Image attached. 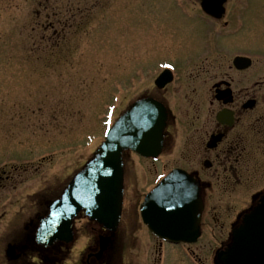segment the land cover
I'll list each match as a JSON object with an SVG mask.
<instances>
[{
	"label": "rangeland",
	"instance_id": "obj_1",
	"mask_svg": "<svg viewBox=\"0 0 264 264\" xmlns=\"http://www.w3.org/2000/svg\"><path fill=\"white\" fill-rule=\"evenodd\" d=\"M177 4L195 11L193 0ZM174 5V0H0V175L6 178L0 184V240L9 221L33 214L44 193L57 198L73 172L92 157L104 140L109 108L119 117L144 96L146 76L160 62L186 55L178 37L194 21L174 19L181 17ZM236 5L235 35L213 41L264 52V0H232L230 6ZM54 6L61 14L52 12ZM157 13L166 20H155ZM175 35V41H167ZM167 47L175 49L173 56ZM263 75L264 62H257L247 73L250 85ZM166 159L177 165L176 154ZM134 161L137 178L133 188L127 187V207L139 208L152 176L146 172L149 165ZM45 187L52 191L42 192ZM227 201L207 206L203 236L194 246L203 260L224 239L229 216L246 207L241 193ZM134 224L127 234L124 222L120 228L126 263L156 264L162 252L158 241L141 220ZM163 252L167 264L189 263L178 247L166 246Z\"/></svg>",
	"mask_w": 264,
	"mask_h": 264
},
{
	"label": "flooded vegetation",
	"instance_id": "obj_2",
	"mask_svg": "<svg viewBox=\"0 0 264 264\" xmlns=\"http://www.w3.org/2000/svg\"><path fill=\"white\" fill-rule=\"evenodd\" d=\"M193 1L196 6L195 11L191 12L193 27L182 29L178 37L183 41L186 55L181 61L168 58L160 62L171 64L175 70L166 77L163 75L165 70L151 74L146 81L148 86L144 90V97L164 105L169 111L158 164L163 157L176 154L177 165L172 168L186 170L202 182L206 209L211 202L218 204L228 200L232 203L240 193L245 198L246 207L227 217L230 222L224 239L211 249L205 260L192 247L186 248L187 254L197 259L188 264H219L214 260L217 250L221 248L224 251L229 247L232 228L238 224L244 225L245 214L264 196V75L250 85L247 73L256 62L250 69L239 70L234 67L233 60L237 56H247L241 53L244 50L239 49L233 55V47L222 43L218 46L213 41L216 36L220 40L230 39L234 35L233 28L237 25L239 12H236L237 6H230L232 0L226 1L225 11L220 17L207 14L200 0ZM175 7L181 17L173 16L174 19L191 22L189 16L179 11L180 7ZM155 20L166 18L157 13ZM186 30L188 32L182 35ZM177 36L167 37V41H175ZM168 49L173 56L175 49ZM258 53L264 55V52ZM224 61H228V65ZM172 94L174 109L170 101ZM148 161H151V166L158 165L153 159ZM135 170L133 163L128 165V169L126 166L128 185L136 180ZM3 179L6 178L0 175V184ZM45 191L52 189L45 187L42 192ZM129 203L128 198L126 206ZM206 209L203 218L207 216ZM125 210L122 221L124 215L130 221H125L124 225L126 229L123 232L127 234L129 224L139 216L134 205H129ZM51 214L52 193H44L33 214L17 223L11 220L4 224L2 234H5V239L0 240V264H127L125 240L115 245L120 240L121 225L114 234L84 215L74 224L72 243H41L39 236ZM3 217L0 215V225ZM82 239H85V243L80 246ZM74 250L78 252L76 258L72 257ZM162 259L159 252L156 264H167Z\"/></svg>",
	"mask_w": 264,
	"mask_h": 264
},
{
	"label": "water",
	"instance_id": "obj_3",
	"mask_svg": "<svg viewBox=\"0 0 264 264\" xmlns=\"http://www.w3.org/2000/svg\"><path fill=\"white\" fill-rule=\"evenodd\" d=\"M143 105L133 108L110 130L107 141L71 183L63 201L58 203L62 214L74 216L84 207L94 213L102 210L100 214L105 223L108 219L114 224L119 220L123 199L121 152L132 148L148 154L150 125L145 119L144 108H140ZM151 140L155 141V137ZM199 187L186 174L173 171L147 196L142 206L143 219L150 230L172 243L196 242L201 235L199 230L204 209ZM245 224L246 227L237 228L235 233L234 259L226 262L247 264V259L253 261V256H256L251 264H264L260 260L264 256V200L252 212V217L246 218ZM65 225L70 229V219ZM256 244L258 250L245 249Z\"/></svg>",
	"mask_w": 264,
	"mask_h": 264
}]
</instances>
